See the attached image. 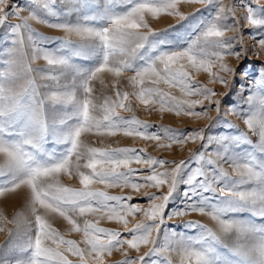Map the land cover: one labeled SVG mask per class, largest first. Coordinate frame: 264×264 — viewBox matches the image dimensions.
I'll return each mask as SVG.
<instances>
[{"label": "snow or ice", "instance_id": "obj_1", "mask_svg": "<svg viewBox=\"0 0 264 264\" xmlns=\"http://www.w3.org/2000/svg\"><path fill=\"white\" fill-rule=\"evenodd\" d=\"M113 0H109L111 4ZM127 9L123 12H108L102 19L105 23L96 26L85 17L80 23H49L36 12L12 4L11 0H0V28H6L10 45L0 61V118L9 114H23L27 124L20 139L11 140V133L0 123V195L27 189V203L24 212L7 219L0 213V231H7L8 238L0 245V252L7 249L14 258L5 264H73L67 254L79 258V264H105V255L123 250L124 259L119 264H173L172 253L180 257V264H229L221 255L223 234L238 227L226 218L238 207H248L255 216L264 220V73L253 84L249 95L247 112L229 110L244 118L252 136L237 129L234 135H205V129L221 122V100L213 99L217 93L195 81L192 73L203 70L211 78L230 89L232 79H225L220 73L235 77L236 69L224 62L226 56L240 58L234 50V41L241 30V21L236 18V6L232 0H187L199 3L204 8L214 9V14L203 20L199 31L186 47L175 50L152 49L153 55L144 59L140 56L149 38L156 35L146 17L161 14L178 17V23L185 20V14L178 10L182 0H124ZM54 0H30L34 8L43 9L54 15L50 5ZM10 7V10H8ZM244 25L249 28H264V6L256 8L244 5ZM197 12L200 9L196 10ZM12 16L18 21L9 23ZM234 23H228L229 19ZM31 21L61 30L64 37H55L62 47L82 43L97 45L100 62L87 71L77 72L75 78L65 81L64 71L71 67L68 58L59 50L50 51L40 47L37 32ZM234 33L229 36L228 33ZM75 37L76 39H72ZM264 48V39L258 41ZM43 59V68L32 65ZM143 59L137 64L136 60ZM217 69L213 71V69ZM115 78L112 96H97L94 82L102 74ZM127 73L132 91L118 87L120 78ZM38 80L40 82H38ZM161 84L179 88L183 98L171 95ZM243 87V86H242ZM44 88V91H41ZM225 92L222 96L227 95ZM130 96H135L146 108L159 105L161 111L183 113L188 116L204 117L209 123L205 128L187 133L153 125L135 116L125 118L118 110L133 111ZM201 97L202 99H190ZM204 101L214 105L217 115H208ZM70 108L74 123L60 139L66 148L59 156L40 157L47 130L44 105ZM200 105L201 110L196 111ZM61 124L65 120L60 121ZM228 127L234 125L228 124ZM139 137L157 142L158 147L171 148L187 141L202 142V150L192 151L187 159L179 162L158 159L134 147H94L85 142L88 134L97 136ZM217 145L214 152H208L211 145ZM242 145L255 148L253 152H237ZM135 163L144 165L148 174H139L133 168ZM227 164L231 171L223 165ZM61 175L75 176L80 187L73 188L60 183ZM104 184L106 188L130 187L139 191L145 187L157 190L166 186L162 195L145 192L149 200L147 208L132 203V196L111 195L107 191L91 187ZM185 185V202L182 209H174L167 219L182 217L189 212L208 216L215 222V230L196 220H189L185 227L194 234L163 232L165 209L174 198L179 186ZM143 214V220L129 227L127 217ZM56 214L71 226L72 231L83 233V245L67 240L50 223L49 217ZM95 215L123 224L120 231L100 227L87 217ZM83 218V223L80 219ZM11 225L12 227H6ZM256 234L253 242L254 264H264V226L252 229ZM15 238V239H14ZM141 245L147 247L143 255L131 258L128 249L139 252ZM125 246H127L125 248ZM67 253V254H66ZM237 256L245 255L236 250ZM148 258V259H146ZM243 264V260L241 261Z\"/></svg>", "mask_w": 264, "mask_h": 264}, {"label": "rangeland", "instance_id": "obj_2", "mask_svg": "<svg viewBox=\"0 0 264 264\" xmlns=\"http://www.w3.org/2000/svg\"><path fill=\"white\" fill-rule=\"evenodd\" d=\"M12 4L18 7L26 9L21 15H28L27 10L36 12L37 15L41 16L42 19L47 20L49 23H80L84 22L85 17L94 18L89 19L87 22L96 26H102L105 21L102 17L108 12H123L127 9V4L124 0H113L110 4L109 0H54V3L50 5L54 15H49L47 11L43 9L34 8L30 4V0H11ZM227 3V0H225ZM232 3L236 6V18L241 21V30L237 36L239 43L234 41V50L241 53L240 58L236 56H226L224 62L230 67L236 69L235 77L232 78L230 74L220 73L225 76V79H232L231 88L227 89L225 86L218 82H211L209 75L201 71L192 73L195 81L200 84L212 88L217 95L213 99L221 100V122L214 124L210 129H205V135L221 136V135H234L237 129L242 132L248 133L249 137L256 142L257 137L252 136L247 126L244 124V118L241 115L232 113L229 109L236 108L237 111L247 112L249 104L247 103L249 95H252L253 84L256 79H259L261 73H264V48H261L258 41L264 39V28H249L244 25L243 17L246 15L245 4L250 5L253 8L258 6H264V0H232ZM178 10L185 14L187 17L185 20L178 23V17L170 16L167 14H161L157 17H146L149 26L157 32L156 35L149 38L145 48L141 50L140 56L147 59L153 55L152 49L156 51L160 50H175L187 46V43L196 35L199 31V26L203 20L214 14V9L204 8L199 3H190L187 0H182L178 4ZM200 9V11H196ZM10 10V7L9 9ZM9 23H17L15 17L10 16L8 18ZM33 28L41 35L37 37L38 44L40 47L50 51L59 50L60 54L65 55L71 65L70 68L64 71V80L70 81L75 78L77 72L87 71L95 67L101 59L100 52L97 45L93 43H82L79 45H73L71 47H62L60 41L55 37H64V33L61 30L49 28L47 25L38 24L35 21L30 22ZM228 23H234L230 18ZM229 36L234 33L229 32ZM72 39H76L72 37ZM10 45L8 40V34L6 28H0V61L5 57V49ZM135 63H143V59H138ZM46 62L43 59L36 61L32 66L34 68L45 67ZM3 65L0 64V68ZM217 69H213L216 71ZM132 73H127L122 76L118 82V87L121 90L131 92V86L128 83L127 76ZM103 84L100 80L94 82V88L97 96L107 95L115 98V89L113 88V82L115 78L110 74H102ZM38 82H40L38 80ZM243 86V87H242ZM161 88L168 91L171 95L178 98H183V95L179 88L169 87L161 84ZM41 88V91H44ZM227 92L228 94L222 96L221 94ZM190 99H202L201 97H190ZM133 111L131 113L118 110L121 116L129 118L135 116L141 121L153 125L152 131H156L160 126L177 129L181 132L187 133L193 130H199L205 128L209 121L204 117L188 116L183 113L177 115L171 111H161L159 105H150L147 108L140 104L135 96L129 98ZM204 108H208V115L215 117L217 115L214 105H208L207 101H204ZM196 111L201 110V106H196ZM45 120H46V132L44 135V141L42 144L43 151L39 154L40 157L59 156L66 148L65 144L60 143V139L68 128L74 123V119H68L71 116L70 108H62L60 106L51 105L46 102L44 105ZM64 119L65 123L61 124L60 121ZM0 123H3L7 130L11 133L8 137L11 140L20 139V133L24 131L27 124L26 117L23 114H9L7 117L0 118ZM228 124L234 125V127H228ZM85 142L94 147H134L137 149H143L145 153L158 159H165L169 161L179 162L181 159H187L192 151L202 150V142L187 141L183 144H175L171 148L158 147L157 142L146 141L139 137L125 136L118 133L115 136H97L95 134H88L85 137ZM217 145H211L207 151L214 152ZM253 152L255 153L254 147L248 145H242L237 152ZM3 162V157H0V163ZM133 168L140 170L139 174H148V169L144 165H138L133 163ZM223 167L227 171H231L227 164ZM60 183L65 186L79 188V180L75 176L61 175L59 177ZM91 187L107 191L111 195L120 196H132L131 201L134 204L147 208L149 200L144 196L145 192L155 193L156 195H162L166 192V186H162L161 189L157 190L155 187H145L140 189L138 192L132 190L130 187L119 188L111 187L106 188L104 184H94ZM185 185L181 184L174 194V198L165 209V226L163 232L171 233L175 231L178 234L191 235L194 234V230H190L185 227V223L189 220H196L202 224L216 228L215 222L208 216H203L199 213L189 212L187 215L182 217H174L171 220L167 219V215L174 209H182L185 202L184 196ZM28 190L17 189L15 192H9L5 195H0V213L7 219L13 218L17 213L25 211L26 208V197ZM93 223L99 224L100 227L109 228L112 230L120 231L123 235L127 236L124 232L123 224L118 223L115 220H108L107 218H101L99 216L89 214L87 217ZM228 219L233 220L238 227L233 228L231 231L224 233L222 238V246L219 251L221 255L229 262V264H254L253 255V242L256 238V234L252 229L256 226H264V220H261L253 214V212L246 206L238 207L237 211L227 214ZM130 222L129 227L137 222L143 220L142 213H136L127 217ZM49 221L52 226L61 233L67 240L76 241L81 248L85 247L82 243L83 233L81 231H72L71 226L62 217L53 214L49 217ZM80 223H83V218L80 219ZM4 226V225H0ZM6 227H12L7 225ZM8 238L7 231H0V245H3ZM15 239V238H14ZM127 246H125L126 248ZM236 250H240L245 255L237 256ZM147 251V247L141 245L139 252L135 249H128V255L131 258H136L139 255ZM67 254V253H66ZM14 253H10L7 249L0 252V264H5L6 261H10L14 258ZM68 258L73 261V264H79V258L71 254H67ZM173 264H180V257L176 253H172L169 257ZM124 259L123 250L113 251L108 256L105 255V264H119ZM148 259V258H146ZM88 264H94L89 259Z\"/></svg>", "mask_w": 264, "mask_h": 264}]
</instances>
